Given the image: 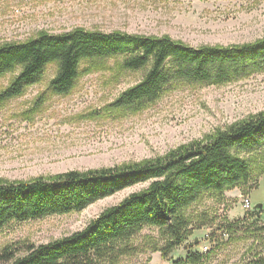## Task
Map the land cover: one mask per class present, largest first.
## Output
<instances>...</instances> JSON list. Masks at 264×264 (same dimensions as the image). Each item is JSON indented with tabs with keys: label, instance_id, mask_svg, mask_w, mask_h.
<instances>
[{
	"label": "rangeland",
	"instance_id": "374dc122",
	"mask_svg": "<svg viewBox=\"0 0 264 264\" xmlns=\"http://www.w3.org/2000/svg\"><path fill=\"white\" fill-rule=\"evenodd\" d=\"M76 29L170 37L195 48L242 45L264 38V0H0V47ZM122 60L83 64L67 96L51 92L57 71L51 65L41 83L0 101V181L143 163L264 113V73L223 86L177 87L138 113L109 112L108 106L145 74L123 71ZM14 78H0V93ZM244 158L252 169L249 186L206 194L193 205L188 215L196 228L168 260L157 251L163 245L158 230L145 228L123 246L116 264H173L189 253L207 254L202 264H264V214L243 208L245 198L252 207L264 203V153ZM147 188H129L83 212L12 223L0 231V252L71 236ZM244 217L254 225L224 233Z\"/></svg>",
	"mask_w": 264,
	"mask_h": 264
},
{
	"label": "trees",
	"instance_id": "16d2710c",
	"mask_svg": "<svg viewBox=\"0 0 264 264\" xmlns=\"http://www.w3.org/2000/svg\"><path fill=\"white\" fill-rule=\"evenodd\" d=\"M119 57L123 58V71L145 74L108 111L134 114L177 87L223 86L264 73V38L242 45L195 48L170 37L121 32L76 29L57 35L41 33L32 40L0 47V78L15 75L0 93V101L20 97L41 83L51 65L57 66L51 92L70 95L83 64ZM263 153L264 113H260L143 163L30 181H0V231L12 223L83 212L101 200L148 184L147 189L105 210L80 232L39 246L5 248L0 252V264H116L124 254L123 246L145 228L158 230L163 245L157 251L168 260L196 228L188 210L206 194L223 195L249 186L252 169L244 157ZM255 210L259 217L260 209ZM248 220L244 217L232 223L224 233L241 224L253 226ZM206 255L189 253L173 264H202Z\"/></svg>",
	"mask_w": 264,
	"mask_h": 264
},
{
	"label": "built area",
	"instance_id": "2783aa9c",
	"mask_svg": "<svg viewBox=\"0 0 264 264\" xmlns=\"http://www.w3.org/2000/svg\"><path fill=\"white\" fill-rule=\"evenodd\" d=\"M243 208H244L245 211L255 210V207H252L250 198H245L243 200Z\"/></svg>",
	"mask_w": 264,
	"mask_h": 264
},
{
	"label": "crops",
	"instance_id": "0c3cea01",
	"mask_svg": "<svg viewBox=\"0 0 264 264\" xmlns=\"http://www.w3.org/2000/svg\"><path fill=\"white\" fill-rule=\"evenodd\" d=\"M259 185H260V181H259V183H258L257 188L254 189V190H252V192L255 191V190H257V189H259ZM252 192H251V193H252ZM260 201H261V200H260ZM261 202H262V201H261ZM261 205H262V209L260 210V211H261L260 216H262V215L264 214V203H261Z\"/></svg>",
	"mask_w": 264,
	"mask_h": 264
},
{
	"label": "water",
	"instance_id": "95a60500",
	"mask_svg": "<svg viewBox=\"0 0 264 264\" xmlns=\"http://www.w3.org/2000/svg\"><path fill=\"white\" fill-rule=\"evenodd\" d=\"M255 209H262V205H257V206H255Z\"/></svg>",
	"mask_w": 264,
	"mask_h": 264
}]
</instances>
